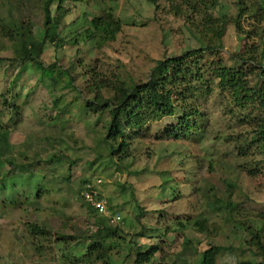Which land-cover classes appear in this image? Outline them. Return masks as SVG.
Wrapping results in <instances>:
<instances>
[{"label":"rangeland","instance_id":"rangeland-1","mask_svg":"<svg viewBox=\"0 0 264 264\" xmlns=\"http://www.w3.org/2000/svg\"><path fill=\"white\" fill-rule=\"evenodd\" d=\"M43 1L0 0V118L10 130L0 140V177L12 172L5 193L15 192L19 203L0 209V264H200L201 253L213 244L227 249L217 264H264V249L251 245L256 233L264 244V176L248 174L257 152L240 156L234 142L236 134L241 141L249 138L254 126L227 116L224 96L215 93L195 101L201 111L196 122L206 127L197 139L163 137L167 128L177 126L181 108L142 127L123 121L128 157L117 150L123 140L115 141L112 152L103 140L109 110L85 108L97 91L105 97L113 93L98 90L94 79L141 83L157 60L208 43L209 36L215 37L206 30L209 18L227 21L221 40L214 43L221 45L216 57L231 64L230 57L245 43L257 44V37H245L255 16L248 12L238 18L237 0H217L216 5L214 0L68 1L60 19L61 45L47 40L38 54L45 37ZM95 15L122 22L114 41H84ZM22 21L31 25L32 39L24 49H15L19 36L12 30ZM25 56H38L45 68L29 59L14 61ZM3 94L20 96L11 122ZM97 178L103 180L100 187L111 211L122 221L110 223L119 228L112 236L93 239L100 245L94 243L90 254L89 235L99 215L91 214L81 191L86 181ZM215 196L234 205L213 210ZM204 217L208 233L194 226ZM33 223L50 232L43 245L29 233ZM156 246L161 249L150 262L138 261L140 253ZM99 253L105 255L102 261Z\"/></svg>","mask_w":264,"mask_h":264},{"label":"trees","instance_id":"trees-1","mask_svg":"<svg viewBox=\"0 0 264 264\" xmlns=\"http://www.w3.org/2000/svg\"><path fill=\"white\" fill-rule=\"evenodd\" d=\"M71 1L75 3L78 0H44V42L39 47V53L43 52L45 41L50 40L59 47L63 41L61 37L60 24L61 17L65 13V4ZM257 1V0H256ZM217 0H214V5ZM56 5L53 10V5ZM237 8L239 10L238 18H241L246 13L255 16L254 26L245 34V37H257V44H246L243 49L231 56L232 63L227 64L222 58H217V47L220 44L214 43L215 40H221L226 28V20L222 18V22H213L209 18L206 24L207 31H213L215 37L209 36L208 43L199 48H193L185 51L181 55L167 56L164 59L157 60L155 66L147 81L141 83H128L117 79L116 83L101 81L99 78L94 79L95 86L100 88H109L112 95L105 97L100 91H97L94 98L87 101L85 108L94 113H99L101 109L109 110L111 117L110 124L107 127L108 133L104 137V142L109 146V150L115 151V141L123 140L120 146H117L118 151L125 153L128 157L127 136L123 131V121L126 126L137 128L142 127L145 121L155 119L161 116H172L178 108L183 111L179 118L177 126L167 128L163 137H174L176 139H197L198 131L205 130V126H200L196 122V118L201 115L200 108L195 101L206 99L207 97L219 93L225 97V101L221 104L226 111L227 116L236 119L245 124L246 121L253 124L251 136L246 140H242L239 134L235 135L234 142L237 144L240 156L248 157L250 153L257 152V160H253L254 166H247V172L252 178L259 175L264 176V1L255 0H237ZM213 5V3H212ZM238 31H242V26L239 20H234ZM30 24H25L22 21L15 25L13 32L18 31V38L14 45L15 49H24L32 39V30ZM122 29V22L118 19H113L111 15H95L91 18V28L86 29L84 33V41L96 39L97 44L103 42L114 41L117 34ZM203 33V32H202ZM17 35H11V39H16ZM76 40V39H75ZM247 45V46H246ZM208 55L214 56L210 59ZM29 59L39 68H45L44 64L39 60L38 56L24 58H16L14 61H26ZM2 58H0V61ZM21 63V62H20ZM54 66H49L53 68ZM72 77L69 85L72 86ZM16 82L9 84L8 90L12 91ZM3 106H7L11 112L8 122L13 121L14 115L18 112V99L20 96L2 95ZM56 100L55 104H57ZM84 108V107H83ZM8 123H4L0 118V140L7 138L10 130L7 129ZM48 163L53 161V158L47 160ZM12 166H15L12 164ZM12 172L7 171L3 177H0V209H5L7 205H18L17 195L10 190L6 194L5 189L8 183V177ZM229 186L232 184L228 183ZM164 187V186H163ZM176 195V193H174ZM9 202V203H8ZM213 210L222 208H230L234 203L230 200L225 202L223 199L215 196L211 202ZM91 214L98 216L96 219L97 229L93 234H90V239L93 246H90L89 253L94 252V243L99 242L95 239L100 235L103 237L112 236L119 231L117 226H112L110 220L97 213V211L89 204L85 203ZM116 214V213H115ZM114 215V214H113ZM208 219L200 218L194 222V226L202 233H208ZM183 222L179 221L178 225L183 226ZM95 224V223H94ZM168 227L166 230L168 231ZM28 230L33 239H38L43 245L44 240H48L50 232L41 227L40 224H28ZM157 231V230H156ZM160 232V231H159ZM162 236L166 233H162ZM251 245L264 249V244L261 242L260 234L256 233L253 237ZM40 247V246H39ZM161 249V246H156L149 249L146 253H140L137 258L140 263L150 262L155 253ZM220 244L210 245L204 252L201 253L202 260L200 264H217L218 257L225 251ZM227 250V249H226ZM100 254V253H99ZM99 261L105 258L104 254L98 256ZM103 264L108 263L106 260Z\"/></svg>","mask_w":264,"mask_h":264},{"label":"built area","instance_id":"built-area-1","mask_svg":"<svg viewBox=\"0 0 264 264\" xmlns=\"http://www.w3.org/2000/svg\"><path fill=\"white\" fill-rule=\"evenodd\" d=\"M101 183H103L101 178L86 181L81 191L82 198L85 203L91 205L98 214L106 217L110 220V222L119 223L122 221V216L111 211V203L102 193V189L100 187ZM96 229L97 226H95V230Z\"/></svg>","mask_w":264,"mask_h":264}]
</instances>
